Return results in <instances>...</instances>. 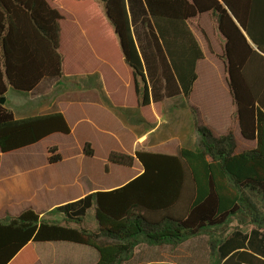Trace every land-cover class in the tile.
<instances>
[{
  "label": "trees",
  "instance_id": "obj_1",
  "mask_svg": "<svg viewBox=\"0 0 264 264\" xmlns=\"http://www.w3.org/2000/svg\"><path fill=\"white\" fill-rule=\"evenodd\" d=\"M196 33L221 64L232 104L223 133L191 101L205 60ZM95 73L112 105L138 109L148 126L162 100L182 96L194 145L173 155L111 151L105 168L137 160L142 172L44 213L28 206L0 217V264H31L32 242L88 246L92 264H123L139 246L176 249L198 237L209 264H264V0H0V98ZM55 133H70L62 112L17 118L0 103V159ZM237 136L247 144L237 147ZM82 150L93 155L89 143ZM60 161L47 148V162ZM90 209L95 230L84 224Z\"/></svg>",
  "mask_w": 264,
  "mask_h": 264
},
{
  "label": "crops",
  "instance_id": "obj_2",
  "mask_svg": "<svg viewBox=\"0 0 264 264\" xmlns=\"http://www.w3.org/2000/svg\"><path fill=\"white\" fill-rule=\"evenodd\" d=\"M198 64L199 62L197 68ZM95 75L100 85L91 82L78 84L77 91L79 93L75 99L67 97V91L71 87H66L63 90L56 87L57 80L52 85L54 88L56 87L53 94L42 90L44 81L40 83L36 90L27 93L29 99L33 100L34 107H41V110L31 114H15V117L46 114L58 110L63 113L68 122L70 133L67 135L51 134L35 144L2 154L0 159V217L6 214L16 215L28 206L44 213L56 206L81 198L88 193L119 187L142 172L140 163L135 160L132 167L135 168L133 174L119 182L106 180L98 183L95 166L85 164L87 162L85 159L95 158L99 148L102 149L100 157L102 172L106 177L111 178L113 169L120 167L107 164V168H105L107 156L111 151L134 155L136 150H144L173 155L178 146H185L177 138L176 128L182 125L188 127L189 133L193 137L191 146L186 147H193L195 126L191 111L186 103H184L183 108L175 107L174 111L170 113L171 117L165 121V126H163L164 122L161 119L163 103H171L174 97L165 98L160 102V113L156 122L152 126H148L138 109L120 108L112 105L104 92L98 74L81 76L91 78ZM198 84L199 75L194 84L193 92H195ZM70 100L80 109L76 113L78 117L73 125L65 110L66 105H69L66 102ZM212 108V112L207 113L208 117L204 121L218 133H223L230 122L232 104L230 102V110L221 123L215 122V119L212 118L218 113L215 106ZM177 121L179 122L177 123ZM110 137L117 140L120 146L118 149L113 148L108 142ZM84 143L90 144L93 150L91 157L83 155ZM72 145L75 150L70 153L66 150V146ZM53 146L57 148L61 161L56 164H49L47 162V148ZM123 168L120 167V170H124ZM251 228L252 226L249 230ZM34 243L32 242L31 246L36 258L31 264H37L40 260ZM201 243L202 247L206 246L205 239H202ZM194 246H189L186 251L187 254L188 252L193 254L198 250L199 246ZM152 248L157 247L148 246L143 253L138 254L144 255L147 252H153Z\"/></svg>",
  "mask_w": 264,
  "mask_h": 264
},
{
  "label": "rangeland",
  "instance_id": "obj_3",
  "mask_svg": "<svg viewBox=\"0 0 264 264\" xmlns=\"http://www.w3.org/2000/svg\"><path fill=\"white\" fill-rule=\"evenodd\" d=\"M197 38L201 42V46L205 54V60L199 62L198 64L197 72L199 75V84L196 88V91L191 97V101L199 108V113L201 117L203 116L204 119L208 117L207 113H209L210 111L212 112V107L215 106V109L218 110V113L212 118L215 119V122L221 123V121H223V119L225 118L227 112L230 110V97L226 88V83L224 82L222 67L221 64L208 52L207 48L204 46V43L201 40L202 38L200 34H197ZM69 48V52H72L69 56L70 59V57L73 58V49L70 46ZM81 57L88 58V54L81 53ZM55 81L56 80L44 81L42 90L47 93L53 94L56 90V87L62 90L66 89V87H71V89L67 91V97H71L72 99L78 97V84L91 82L94 84L98 83V85H100L96 75L91 78H88L87 76H74L68 77L66 79H59L57 80V85L54 88L52 85ZM5 98V105L12 109L14 114L16 115L31 114L37 110H41V107H34L33 100L29 99L28 94L15 91L12 88H9ZM66 103H68L69 105H66L65 110L68 114L71 124L73 125L76 118L78 117V114L76 113L80 109L78 106L74 105V102H72V100ZM184 103V98L182 96H175L171 103H163L161 115V119L164 122L163 126H165V121H167L171 117L170 113L174 111V108H183ZM178 122L179 121H177V123ZM200 125L203 126V123H201ZM176 130L177 138L180 139L185 146H191L193 137H191L188 127L186 125H182L180 127H177ZM173 131L175 132V129ZM108 142L111 144V146H113V148L118 149L120 147L114 137H110L108 139ZM235 142L237 147L241 146V144H247L241 143L238 136L236 137ZM66 150L72 153L75 149L72 145L66 146ZM101 151L102 149L99 148L95 158L85 159L87 161L85 164L95 166L98 183L106 180L119 182L123 178L135 172V168H123L124 170H120V167H116L113 169L112 177H106V175H104V173L102 172V166L100 165V157L102 155ZM84 224L90 230L96 229L93 209H90L87 212L86 216L84 217ZM202 239L205 238L198 237L192 238L191 240L189 239L182 245H180L179 249L176 248L177 250H173L168 246L152 248L153 252H147L144 255H139L138 253H143L144 249H146L148 246H139L135 249L132 258L123 264H147L148 262L156 261L174 264H209V250L207 245L202 247ZM34 244L40 259L37 264H92L97 259V252L93 248L88 246L69 242H35ZM192 245H195L196 247L199 246L198 250L193 254L189 252L187 254V249ZM139 250H141V252H139Z\"/></svg>",
  "mask_w": 264,
  "mask_h": 264
},
{
  "label": "water",
  "instance_id": "obj_4",
  "mask_svg": "<svg viewBox=\"0 0 264 264\" xmlns=\"http://www.w3.org/2000/svg\"><path fill=\"white\" fill-rule=\"evenodd\" d=\"M5 102V97L0 98V103L3 104Z\"/></svg>",
  "mask_w": 264,
  "mask_h": 264
}]
</instances>
